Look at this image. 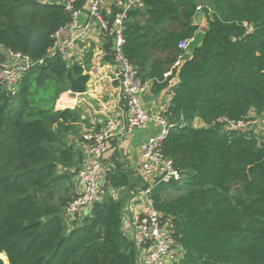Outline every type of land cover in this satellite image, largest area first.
<instances>
[{
  "label": "trees",
  "instance_id": "trees-1",
  "mask_svg": "<svg viewBox=\"0 0 264 264\" xmlns=\"http://www.w3.org/2000/svg\"><path fill=\"white\" fill-rule=\"evenodd\" d=\"M140 1L127 12L121 50L142 82L172 93L160 151L179 178L153 183L150 197L183 248L173 264H264V130L227 125L250 111L264 118V0ZM201 11L205 37L188 54L179 43L198 31ZM69 21L60 0H0V68L9 52L30 59L15 89L0 84V264L138 260L124 199L107 195L82 215L65 213L85 157L67 138L80 114L55 104L91 78L89 60L50 55ZM131 173L113 160L103 185L129 192Z\"/></svg>",
  "mask_w": 264,
  "mask_h": 264
},
{
  "label": "built area",
  "instance_id": "built-area-1",
  "mask_svg": "<svg viewBox=\"0 0 264 264\" xmlns=\"http://www.w3.org/2000/svg\"><path fill=\"white\" fill-rule=\"evenodd\" d=\"M60 3L69 13L70 21L53 34L54 43L49 50L50 55L58 52L69 61L74 60L77 41L84 40L91 30L97 28L109 41L112 66L109 79L117 83L122 102L121 116L110 117L99 127L82 133V140L87 146L88 153L85 155L84 164L73 176L81 189L67 203L66 216L74 218L82 215L86 209L103 201L108 195L107 187L103 185V171L107 163H112L111 157H107L112 139L133 128L144 127L148 122H153L158 128L157 133L148 136L141 145V166L147 172L153 173V180L145 185L140 193L138 190L135 191L134 200L129 204L132 210L128 224L132 239L138 245L136 264H173L183 256V248L176 239L173 224L162 219L161 213L155 208L150 197V186L153 183L179 178L178 171L172 167L171 160L165 158L160 151L161 141L169 132L171 125L163 115V110L145 108L141 101V94L145 90L146 82H142L137 68L128 62L121 50L127 12L132 8L142 7V2L140 0H111L110 2L109 0H85L83 2L82 0L77 5L78 0H60ZM107 6L108 8L116 7L114 15H109L105 11ZM83 10H86V14H82ZM187 43L188 40L181 41L179 46L185 49ZM9 54L14 61L25 60L27 66L30 64L28 57L14 52ZM25 68L14 67L11 64L2 66L0 84L15 89L20 73ZM66 92L74 93L71 90ZM242 122H229V124L231 127H237Z\"/></svg>",
  "mask_w": 264,
  "mask_h": 264
},
{
  "label": "crops",
  "instance_id": "crops-1",
  "mask_svg": "<svg viewBox=\"0 0 264 264\" xmlns=\"http://www.w3.org/2000/svg\"><path fill=\"white\" fill-rule=\"evenodd\" d=\"M108 7L105 11L110 15L114 7ZM108 9L110 10L108 11ZM202 26H206L205 16L199 25V29ZM108 46V39L97 28L91 30L84 40L77 41V51L74 58L77 60L81 58V62L83 63L89 60L85 64L91 77L87 90L82 93H68L64 91L55 104L57 109H76L80 114V120L76 123V129L67 138L68 142L74 141L72 144L82 152L84 157L88 153V150L82 140V132L99 127L110 117L121 116L122 102L120 100V91L117 83L109 79L112 66ZM108 56L109 59L107 58ZM145 82L146 87L141 94V101L145 108L149 110L166 109L172 98L170 86L154 91L153 82L150 80ZM83 127L84 129H82ZM81 130L83 131L80 132ZM157 130L156 124L148 122L144 127L133 128L123 134L117 135L112 139L109 152L107 153V157L110 156L112 161L115 160L120 163L121 168L131 171L132 180L137 182L129 192H127V188L107 187L108 195L124 199L123 212L125 211V219L123 218V226L131 238L128 218L132 208H129V204L134 200L135 191L138 190V193H140L142 188L153 180V173L147 172L141 166V145L148 136L156 134ZM78 134L79 136L77 137ZM71 180L73 184L76 183V188L73 187V192L77 193L81 187L75 177H72Z\"/></svg>",
  "mask_w": 264,
  "mask_h": 264
},
{
  "label": "water",
  "instance_id": "water-1",
  "mask_svg": "<svg viewBox=\"0 0 264 264\" xmlns=\"http://www.w3.org/2000/svg\"><path fill=\"white\" fill-rule=\"evenodd\" d=\"M84 1L85 0H83V2ZM82 14H86V10H83ZM204 16H205L204 12L202 11L199 12L195 17V20H194L195 24L200 25ZM204 37H205V26H202V28L198 29V31L194 34V36L188 40V43L185 47L186 52L188 54L193 52L198 46H200ZM11 65L14 67H17V66L27 67V62L25 60H19V61H14L13 63H11Z\"/></svg>",
  "mask_w": 264,
  "mask_h": 264
},
{
  "label": "rangeland",
  "instance_id": "rangeland-1",
  "mask_svg": "<svg viewBox=\"0 0 264 264\" xmlns=\"http://www.w3.org/2000/svg\"><path fill=\"white\" fill-rule=\"evenodd\" d=\"M13 62H14V60H11V63H13ZM193 124L195 126H199V125H202L203 123L200 120L196 119V120L193 121ZM227 125H230V124L227 123ZM237 128L253 129L254 133H255V131L256 132H261L262 130H264V118L261 119L259 117H256L255 113L253 111H250L249 114H248V119H246V121H243L242 123L238 124ZM82 129H84V127ZM78 131H79V127H78ZM82 131L83 130H81L80 132H82ZM78 136H79V134L77 135V137ZM69 143H74V141H71ZM73 187L76 188V183H74V184L72 183V187L69 189V194H71V192L73 191ZM127 192H128V190H127ZM75 194L76 193L72 192L71 195L73 196Z\"/></svg>",
  "mask_w": 264,
  "mask_h": 264
},
{
  "label": "bare ground",
  "instance_id": "bare-ground-1",
  "mask_svg": "<svg viewBox=\"0 0 264 264\" xmlns=\"http://www.w3.org/2000/svg\"><path fill=\"white\" fill-rule=\"evenodd\" d=\"M175 180H177V178H175Z\"/></svg>",
  "mask_w": 264,
  "mask_h": 264
}]
</instances>
